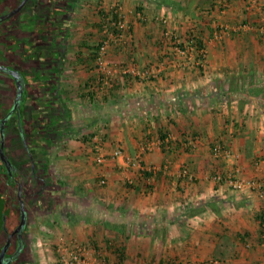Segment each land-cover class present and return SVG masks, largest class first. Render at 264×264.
Segmentation results:
<instances>
[{"label": "crops", "instance_id": "crops-1", "mask_svg": "<svg viewBox=\"0 0 264 264\" xmlns=\"http://www.w3.org/2000/svg\"><path fill=\"white\" fill-rule=\"evenodd\" d=\"M19 1L0 0V14ZM35 1L0 23V60L20 72L23 98L30 81L38 82L40 92L32 99V90L26 91L23 130L8 126L3 150L13 164L25 162L20 138L37 129L27 117L36 104L37 120L47 116L40 121L46 124L41 143L53 184L62 193L68 188L74 196H89L94 178H106L109 185L100 188L103 214L113 209L117 220H27L23 246L33 244L35 257L50 260L51 234L42 227L64 226L74 234V245L86 248L83 264H93L99 254L117 264H263L264 98L242 90L251 82L264 85V0ZM115 2L127 26L119 41L126 45L112 42L107 51L111 84L103 87L97 46L105 37L103 15ZM29 7L43 14L35 19ZM167 28L187 54L171 46ZM191 33L204 49L203 65L195 60L196 45L188 42ZM127 64L158 72L134 76L121 70ZM14 84L0 72V118L11 106ZM162 136L168 145L160 143ZM95 139L107 156L105 163L92 165L86 145L96 155ZM214 143L231 156H215ZM115 148L122 153L111 158ZM137 155L142 167L134 163ZM183 168L192 179L181 174ZM234 169L260 182L263 194L256 186L234 190L212 179ZM208 200L213 206L183 214L186 206ZM13 202H7L10 218L0 223V246L4 225L14 222ZM55 258L52 264H60Z\"/></svg>", "mask_w": 264, "mask_h": 264}, {"label": "flooded vegetation", "instance_id": "flooded-vegetation-1", "mask_svg": "<svg viewBox=\"0 0 264 264\" xmlns=\"http://www.w3.org/2000/svg\"><path fill=\"white\" fill-rule=\"evenodd\" d=\"M31 1L33 0H27V2L22 6L21 9L23 8H28V5L31 3ZM20 2V1H19ZM36 3L38 2L35 1ZM56 5H59L57 1H55ZM19 4V3H18ZM17 4V5H18ZM16 5V6H17ZM33 10V11H31ZM32 13H31V12ZM19 12V11H18ZM17 12V13H18ZM29 13H31V16H33L35 19L40 18L39 16L43 14V12L39 11L36 9V7L31 8L29 7ZM6 13H2L1 15H4ZM14 16V15H12ZM9 16L7 19H9ZM32 17V18H33ZM44 21L45 22H49L50 20L48 19L47 15L44 16ZM5 21V19H3L1 22ZM0 22V23H1ZM36 35V34H35ZM42 37V36H40ZM39 35L36 36V38L38 40H40ZM35 42V41H32ZM0 63L6 66H9L11 68H15V66H13V64L8 63L7 60H0ZM31 64H33L31 62ZM34 65V64H33ZM33 67H30V69ZM1 73L7 75L9 78L12 79V81L14 82V78L10 75L7 74L5 72L0 71ZM30 81L28 82V86H26V91L27 93H30V89L32 90V99H35L34 96L35 95H39L37 92L38 88L36 89L38 82H35L33 84H31ZM27 83V81H26ZM48 84V90L47 92H51L54 90V84L52 80H48L46 82ZM15 85V84H14ZM25 85V83H24ZM30 85H32V87H30ZM24 88V86H23ZM16 90V85L14 88V96L12 98L11 101V106L10 108H8V110L1 116V119L10 111L11 107L13 106V102L15 100V92ZM26 91L24 92V98H23V93H22V98L23 101L26 99V95H28L26 93ZM41 91V90H39ZM46 92V93H47ZM34 94V95H33ZM36 97V96H35ZM23 101L21 100L22 104L20 103L19 108H15L14 111L7 117L6 121L4 122V140L6 139L5 136V129L11 128L12 130H23V126L21 122H23L22 119H26V115H23L22 117V111L21 108L23 107ZM32 105V109H30V111L27 113V117H29V120L31 119L30 123H32L37 129H34V133L33 135L28 138V137H22V140L20 138V142L23 144L22 147H25L26 152H24V155L22 157V160L25 161L21 164V162L19 163L20 165L18 166V164H13L11 162V160L9 162L6 161L7 157L5 155V152L3 150V156H1L0 154V174L6 178V182L5 184L9 185V187H14L16 189V199L17 201H14V211L16 209V212H14V222L12 224L11 227H8L7 225H4V227H6V233H5V238L0 246V250L1 248L6 244L7 242V238L10 235V242L5 250V255H4V260H3V264H20L22 262V255L24 254V250L26 246H23V234L25 232V229H23L21 232L20 231H16V228L19 224L20 221V202H23L24 205V209L26 211V221H27V214H28V210L26 208L27 203L25 202V198L30 199V203H34V202H42V200L45 199V196L43 194L49 192H53L56 190L57 186L56 183L53 184V179L51 180V174L48 172H51V170L48 167L47 164V160H44L43 158L45 157V146L41 143V136H42V131L45 129V125L43 126V129L41 128V124H45L43 121L40 122L43 118H47V116H43V112L40 113L41 116H43L41 118V120H37V112H36V104L34 106V104H30ZM29 105V106H30ZM52 108L51 102H49V106L46 107V110H48L49 113H51V111H49ZM38 122V125L36 124ZM41 123V124H40ZM19 128V129H18ZM21 128V129H20ZM40 139V140H39ZM29 141H31V143H29ZM33 142V143H32ZM34 145H36V147H34ZM3 146H4V141H3ZM21 147V145H20ZM4 148V147H3ZM23 164H25V168L23 169ZM48 173V174H46ZM48 177H47V176ZM49 175H50V179H49ZM29 184V185H28ZM48 185V186H47ZM55 186V188H50L49 186ZM30 186V191L28 190ZM67 188H63V191H66ZM4 191V190H3ZM20 191V196L18 195V192ZM4 193V192H3ZM64 194V192H63ZM10 198L13 201V198L10 195ZM28 258V257H27ZM30 264V263H29Z\"/></svg>", "mask_w": 264, "mask_h": 264}, {"label": "rangeland", "instance_id": "rangeland-1", "mask_svg": "<svg viewBox=\"0 0 264 264\" xmlns=\"http://www.w3.org/2000/svg\"><path fill=\"white\" fill-rule=\"evenodd\" d=\"M113 5H118V2H115ZM162 19H164L165 23H167L168 20L166 17L163 16ZM165 30H168V33H171V36H173V38H174V36L179 38L178 35H175V33L172 29L167 28ZM164 36H166V35L164 34ZM191 36H193L192 33H191ZM194 37H195V34H194ZM168 40H170L171 46L175 50L179 51L178 50L179 48H177L173 45L174 42H172V40L169 38H168ZM126 41H128V39ZM123 43L124 42H122V41H118V42H115L114 45H117V46L118 45H126ZM181 43H182V41H181ZM191 44H192V42H191ZM111 45H112V43H111ZM111 45L109 46V48L111 47ZM109 48H108V50H109ZM186 50H188V49H186ZM186 50H183V52L180 51V53L185 55L189 51V50L188 51H186ZM203 55H204V49H203L202 56ZM198 56H199V52L197 53L195 60H197L199 58ZM106 59L109 60L108 57ZM186 59H188V58H186ZM204 59L205 58H203V57L200 58V60L197 64L203 65ZM125 66L122 65L120 67L121 70ZM155 72H158V69L155 68L154 73ZM86 148L88 150L87 155H90L92 157V160H91L92 165H96L97 162L95 161V154L91 150L92 145L91 144L86 145ZM95 178L93 180V183H94L93 193L92 194L90 193L89 196L85 195V193L80 194L81 192L76 191V192H79L78 193L79 196L72 195V198H71V197H68L69 195L66 196L65 193L63 194L61 192L62 189H60L57 186L55 191H53L51 193L47 192V193L43 194L45 196V199L42 200V202L40 201V202L30 203V199L25 198V202L27 203L26 208L28 210L27 211L28 212L27 220H106L107 218H110L112 220H117V214L115 215V213H113L114 210L112 208H111L112 210H109L108 215L103 214L104 211L102 210L103 205H102L101 199H100L102 196V193L100 192V188L104 185L105 186L109 185V183L106 182L107 179L103 178V177L102 178L101 177L100 178L95 177ZM102 179H105V183L101 182ZM124 180H125L126 184H130V183L126 182V178H124ZM5 182H6V178L0 174V223L4 220L6 215L8 218H10V215H9L10 211L7 210V202L9 201L10 196L7 197L4 193L10 194L11 197L13 198V201H17L16 189L14 187H11V186L9 187V185L8 184L6 185ZM58 182H61V181H58ZM84 184H86V182L82 181L83 187H84ZM124 186H126V185L124 184ZM49 187L51 189L55 188V186H51V185ZM104 187H102V188H104ZM28 188H29L28 190L30 191L31 190L30 186ZM66 190H68V188ZM67 192H69V190ZM91 196L93 197V199L91 198ZM111 206H113V205H111ZM14 212H16V209ZM40 212H41V214H40ZM45 222L47 223V221H45ZM47 227H42V229H43V232H45L47 234H51L50 236H48L49 245L51 246V250H52L50 253V255H51L50 260L46 257H43L44 259L42 257H35L34 253H32L34 245L31 243L32 245L25 247L24 254L22 255V258H21L22 262L20 264H28V263H30V264H49V263H51L52 264V263H55L54 259L56 260L55 254L57 255V251H56L57 245L62 242L61 244L70 246L76 242L73 239L74 234L70 230H68L66 227L62 226V228L58 231L57 230L54 231L51 228H49V227L47 228ZM54 241H56V242H54ZM31 247H32V249H30ZM29 250H31V251H29Z\"/></svg>", "mask_w": 264, "mask_h": 264}, {"label": "built area", "instance_id": "built-area-1", "mask_svg": "<svg viewBox=\"0 0 264 264\" xmlns=\"http://www.w3.org/2000/svg\"><path fill=\"white\" fill-rule=\"evenodd\" d=\"M114 12L117 13V20L111 19V17H107L105 20V23L103 24V32H104V38L102 39V41L99 44V48L97 50V55H96V63L98 66V69L100 70V72L102 74H104L103 78L101 79L102 81V85L103 87L108 86L111 84L109 75L110 72L108 71V60L107 58V51L109 46L111 45L112 42H118L119 40H122L123 38V32L127 29L126 26V22L123 19V16L121 14V7L119 5H114ZM163 22H165L164 19H162ZM110 27L115 28L116 31H114L113 29H111ZM164 34L172 40V42H174V46L179 48V52H183V50H185V48L180 47L181 46V41L179 38H177L176 36H171V33H168V30L164 31ZM179 43V44H178ZM199 52V58L198 60H200V58H202V54H203V48H200L198 50ZM202 53V54H201ZM122 71L124 73H129L131 75L134 76H154V69H146L144 71H140L138 70L133 64H127L124 68H122ZM164 141L166 142V144L168 145V139H162L160 141V143H164ZM94 150L96 152L95 155V160L97 163H103L106 159L107 154L103 151V145L99 142L98 139H95V144H94ZM121 150L119 148H115L114 150H112L109 154V156L111 158L117 157L121 155ZM212 153L215 156H220L223 155L225 157H230L231 156V152L228 148H226L225 146H223L221 143H214L212 146ZM261 159L260 158H256L254 160V164L255 166H258L260 163ZM134 163L138 166V167H142L141 166V162H140V156L137 155L136 160L134 161ZM161 170V168H157V167H151L150 170ZM165 170V168H163ZM238 169H234L231 171H227L225 173L222 172H217L215 174L212 175V179L215 182H221L224 181L229 187H231L234 190H240L243 189L245 187H258L260 188L261 191V187L262 184L260 182H257L256 180H250V179H246L244 177H240L238 174ZM181 174L185 175V177H187L188 179H192V175L190 174L189 170L187 168H183L181 170ZM102 183H105V179L101 180ZM129 182H132L131 180H129ZM261 193L263 194V192L261 191ZM261 219L264 220V207L261 209ZM261 239H262V244H263V248H264V228L262 229L261 235H260ZM62 243V242H61ZM58 244L56 247V251H57V255H58V261L60 262V264H83L86 262V248L83 245L80 244H73V245H63V244ZM93 264H117L116 262H114L113 260H109L105 257V255L99 254L96 255L95 258H93ZM211 264H217L218 261L216 260H212L210 261ZM263 264H264V260H263Z\"/></svg>", "mask_w": 264, "mask_h": 264}, {"label": "water", "instance_id": "water-1", "mask_svg": "<svg viewBox=\"0 0 264 264\" xmlns=\"http://www.w3.org/2000/svg\"><path fill=\"white\" fill-rule=\"evenodd\" d=\"M27 2V0H20L19 4L11 9L9 12H7L4 15L0 16V22L3 19L8 18L9 16L17 13L22 6ZM0 71L5 72L7 74H10L14 78V82L16 85V94H15V100L13 102V106L11 107L10 111L1 119L0 121V154L3 156V141H4V122L6 121L7 117L14 111L15 108H19V105L22 100V93H23V82H22V77L20 75V72L17 69L11 68L9 66L3 65L0 63ZM7 162L9 160L6 159ZM18 195L20 196V191L18 192ZM26 225V211L24 209L23 202H20V221L19 224L16 228V231H22ZM10 242V235L7 238L6 244L1 248L0 250V264H3L4 260V255H5V250Z\"/></svg>", "mask_w": 264, "mask_h": 264}, {"label": "trees", "instance_id": "trees-1", "mask_svg": "<svg viewBox=\"0 0 264 264\" xmlns=\"http://www.w3.org/2000/svg\"><path fill=\"white\" fill-rule=\"evenodd\" d=\"M109 16L111 17V19L117 20L118 16H117V13L114 12V8H112L110 11H107L106 15L105 14L103 15V18L105 19L106 17H109ZM104 19H103V21H104ZM110 28L113 29L114 31H116L115 28H113V27H110ZM188 41L192 42L193 45H196L198 50L200 48H203L201 43H200V40L198 38L194 37V36L188 37ZM99 44L97 46V50L99 48ZM180 47H182V45ZM251 83H250V85L247 88H244L242 91L246 90L247 93L257 97L259 100L264 98V85H256L255 86V84H251ZM44 125H46V124H44ZM162 139H165V136H162ZM34 147H36V145H34ZM67 191L68 190L64 191L66 196L69 195L68 197L72 198V195H74V194L71 193V192H67ZM208 206H213L212 201L208 200V201L200 202V203H198L196 205H188V206L185 207L183 214L187 215V216L188 215H195V214L205 210L206 207H208ZM262 221H264V220H262Z\"/></svg>", "mask_w": 264, "mask_h": 264}]
</instances>
